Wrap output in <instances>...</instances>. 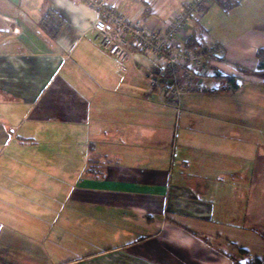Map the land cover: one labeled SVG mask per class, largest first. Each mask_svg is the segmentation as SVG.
Masks as SVG:
<instances>
[{
  "label": "crops",
  "instance_id": "1",
  "mask_svg": "<svg viewBox=\"0 0 264 264\" xmlns=\"http://www.w3.org/2000/svg\"><path fill=\"white\" fill-rule=\"evenodd\" d=\"M101 1L159 30L189 0ZM216 4L230 3L211 0L185 39L205 44ZM49 9L64 21L54 40L40 26ZM98 16L81 0H0V264H264V124L248 116L224 142L193 148L183 129L174 160L168 88L148 81L164 60L131 49L119 63L94 41ZM256 32L220 46L195 72L197 93H230L202 89L217 73L241 85L264 72ZM72 179L85 183L69 187L63 216L60 183ZM71 240L93 250L71 253Z\"/></svg>",
  "mask_w": 264,
  "mask_h": 264
},
{
  "label": "rangeland",
  "instance_id": "2",
  "mask_svg": "<svg viewBox=\"0 0 264 264\" xmlns=\"http://www.w3.org/2000/svg\"><path fill=\"white\" fill-rule=\"evenodd\" d=\"M222 1L225 3L232 2V5L226 8L216 4L204 15L205 17L203 18L202 25L208 33L204 46L210 48L219 47L221 49V47L224 46L223 43L239 39L243 35L251 34L255 36L258 35V32L261 34L262 31L259 30L256 32V28L264 29V0ZM219 52L220 51H218L215 56L219 54ZM212 62L214 63V61ZM207 64L211 65L209 63ZM202 70H204V68ZM211 72L215 73V71H212V68H210L209 74H211ZM243 77L245 78L244 80L247 81L241 84L239 90L235 92L199 94L194 90L183 94L180 98L179 107L175 108L170 105L173 112V121L170 126L174 129V141L176 142L173 146L175 155L174 160H177L181 149H183L179 144L176 146L177 142L179 143V138L181 137V131L183 129L188 130L185 137L187 142L191 143L189 147L193 148V144L195 143L193 140L197 139L199 140L198 143L202 140L214 143L220 138L221 141L224 142L225 138L230 133L240 131V128L245 125L246 117L248 116H253L255 125L264 124V72L251 73ZM221 87H227L225 86V82L221 83L219 79H208L204 83L202 89L206 92L208 89ZM177 131L178 138L176 139L175 133ZM258 135L261 136V133H258ZM231 147H233V145H231ZM193 151L191 150V154L194 153ZM205 158L222 162L227 160V157L224 155L219 156L208 153H206ZM199 159L202 161L203 157L199 156L198 162ZM83 183H85V181L78 180L76 182L73 181V179L61 181L60 184L63 187L61 189L62 198L60 199L66 201V197L70 194L69 187L78 185L77 188H79ZM65 201L62 202V206L67 208L63 207L65 209L63 216H67L66 212H68L67 210L70 204V202L67 203V201ZM49 213V210H47V220H54L55 215L53 216V214H50L52 218L49 219ZM47 220H45V222ZM71 242L72 244H70L69 241L63 243V246L71 249V253L85 254L93 250V247L86 242L76 243L73 240H71Z\"/></svg>",
  "mask_w": 264,
  "mask_h": 264
},
{
  "label": "built area",
  "instance_id": "3",
  "mask_svg": "<svg viewBox=\"0 0 264 264\" xmlns=\"http://www.w3.org/2000/svg\"><path fill=\"white\" fill-rule=\"evenodd\" d=\"M98 12L94 23L97 46L119 63L129 58L131 49L151 53L165 62L162 76H149L151 88L165 84L169 103L177 108L183 94L194 91L195 72L212 64L219 47H207L195 51L180 49L185 39L188 23L194 14L204 13L211 0H189L182 10L175 14L162 29L149 30L140 22L126 20L113 7H106L101 0H81ZM236 80V79H235ZM227 84L226 88H230Z\"/></svg>",
  "mask_w": 264,
  "mask_h": 264
},
{
  "label": "trees",
  "instance_id": "4",
  "mask_svg": "<svg viewBox=\"0 0 264 264\" xmlns=\"http://www.w3.org/2000/svg\"><path fill=\"white\" fill-rule=\"evenodd\" d=\"M229 6L232 5V2H229ZM64 24L63 19L58 16L56 13H54L51 9H49L47 12H45V15L40 23V26L42 27V29L50 35L51 38L56 39L57 36L60 33V30L62 28ZM204 47V42L201 39V37L192 34L191 36L187 37L184 42H183V46H182V50L185 51H195V50H199L201 48ZM256 59L259 62V69H264V48H260L257 50L256 54H255ZM242 71H245L244 69H242ZM214 77H217L218 79H226V83L230 84L231 87L230 88H222V90H217L220 92H232L237 90L240 87V82H236L235 78H227V76H224L222 74H214ZM232 264H261V262L256 261V262H248V261H244V262H236L235 260H232Z\"/></svg>",
  "mask_w": 264,
  "mask_h": 264
}]
</instances>
